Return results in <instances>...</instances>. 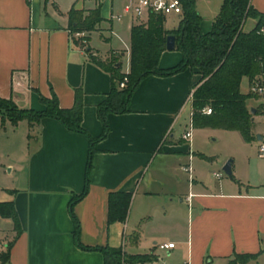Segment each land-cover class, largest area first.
I'll return each instance as SVG.
<instances>
[{"label":"crops","instance_id":"obj_1","mask_svg":"<svg viewBox=\"0 0 264 264\" xmlns=\"http://www.w3.org/2000/svg\"><path fill=\"white\" fill-rule=\"evenodd\" d=\"M135 1L0 0V98L23 110L42 111L40 96L51 98L55 93L60 106L70 109L76 90L82 89L83 126L92 137H99L103 124L97 108L110 93L112 78L97 62L108 64L110 57L119 55L117 66L124 73L123 60L128 58L125 73L130 71L131 29L139 20L126 11ZM251 3L264 13V0ZM97 9L103 19L97 29L74 37L77 23L72 12L87 16ZM255 24L248 20L245 31ZM108 25L112 36L127 39L124 49H113L104 58L91 47L90 36L103 34ZM212 26L202 21L204 33ZM166 28L173 30L167 20ZM181 60L179 51L166 50L159 66L168 69ZM244 80L249 91L243 90ZM197 81L191 70L149 76L134 92L129 112L107 115L110 131L96 146L89 193L75 206L84 246L122 248L125 255L148 256L137 264H230L235 254L259 255L248 264H264V158L259 154L264 134L254 126V141L247 142L241 134L232 138L237 152L220 164L233 156V178L222 181L223 176L218 179L219 173H214V183H198L193 178V147L182 145L192 125V106L189 127L184 122L186 131L180 132ZM241 91H251L247 78ZM254 102L262 106L263 118V99L249 100L248 107L254 108ZM9 126L14 134L26 127L22 136L27 176L20 186L0 187V203L14 202L22 229L18 236L13 220L0 216V264H105L101 252L78 247L69 212L73 196L85 189L88 138L51 118L33 130L26 120L16 126L3 121L6 133ZM178 172L189 174V186L183 187ZM116 192L133 194L130 213L125 223L109 224V196ZM171 232L177 241L164 239ZM160 243H176V249L161 251ZM179 248L184 257L173 259Z\"/></svg>","mask_w":264,"mask_h":264},{"label":"trees","instance_id":"obj_2","mask_svg":"<svg viewBox=\"0 0 264 264\" xmlns=\"http://www.w3.org/2000/svg\"><path fill=\"white\" fill-rule=\"evenodd\" d=\"M184 14L179 26L174 30L166 28L167 18L151 14L145 25H135L130 38V71L123 73L117 62L97 64L111 75L112 89L107 98L99 104L98 116L103 124L99 137H92L84 128V92H75V104L70 109L60 106L55 93L51 98L40 96L45 106L42 111L23 110L12 100L0 98V117L16 126L20 121H28L33 130L45 118L59 121L71 132L85 135L90 142L89 161L86 171L85 189L74 195L69 204V212L75 225V239L78 247L86 251H99L105 264H137L133 257L125 255L122 248H101L84 246L79 240L80 223L75 214V206L89 193L92 159L97 144L109 133L107 120L109 113L129 112L131 98L141 82L149 76L168 77L187 70L198 77L191 99L192 126L195 129L212 128L239 132L247 142L255 140L252 133L254 121L248 101L258 99L252 92L256 84L264 86V13L256 10L251 0H223L220 12L213 22L212 29L204 33L201 28L203 18L197 10V0H182ZM76 21L73 32H93L103 21L100 10L87 16L72 12ZM256 24L245 31L248 20ZM169 36L176 37V50L182 60L174 67L162 69L159 62L166 51ZM127 78L124 88L120 84ZM244 78L249 80L251 92L244 94L241 85ZM211 109L212 114L205 113ZM133 194L116 192L109 196L108 222L127 221ZM0 216L11 219L19 236L22 233L14 202L0 203ZM259 255L235 254L230 264H248Z\"/></svg>","mask_w":264,"mask_h":264},{"label":"rangeland","instance_id":"obj_3","mask_svg":"<svg viewBox=\"0 0 264 264\" xmlns=\"http://www.w3.org/2000/svg\"><path fill=\"white\" fill-rule=\"evenodd\" d=\"M222 2L223 0H197V10L202 15L204 25L207 24V26H210L213 23V21L216 19L215 17L220 11ZM166 18L167 25L169 28H172L174 30L179 26V21L181 20V17L177 18L175 16H172L170 18ZM147 22L148 20H143L138 22L137 24L145 25L147 24ZM109 25L105 27L106 31L103 32V34L95 32L90 36L91 47L94 50L99 51L101 56L104 58H106V56L108 57L113 49H119L122 47L124 49L123 43H126L124 40L127 39L124 38L123 35L121 36L120 34V38L117 36H112L110 33ZM121 38L123 40H121ZM107 39H112V41H108ZM119 59V55L115 57L112 56L108 59V64L118 62ZM123 64V71L125 73L126 69L128 68L129 59L125 58L123 60ZM247 82V80H244V91H249V86ZM253 106L257 110V113L255 115L252 114L253 117L256 116V124L254 123L253 128L254 126L257 127L261 131V133L264 134V119L259 116V114H261L262 106H260L258 102H254ZM190 114L191 105L189 104L183 116V128H181L180 132H183L184 130L186 131L184 122L189 127ZM23 124V126H25L27 123L24 122ZM24 128L21 129L22 131H18L17 134H14V129L9 126L7 128L8 133H6V130L3 127V121L0 118V187L15 188L16 186H20L23 178L27 176V165L25 163L27 162V159L24 156L25 152H27V147L24 145V139L22 136V133H25ZM193 135V152L195 153L193 161V178H195L198 183H200L201 181L206 183H214L215 181L213 179V174L219 173L223 176L222 181L227 180L228 176L223 171V167L228 161H234L233 156H230V158H228L222 165L220 164V162L223 161L225 157L229 155V153L237 152V149L234 147V144L231 140L233 137L241 138L240 133L228 132L220 129L203 128L194 129ZM182 145L186 146L187 143H182ZM254 146L256 148V144ZM33 148L34 144H30V149ZM10 165L12 166L10 167ZM178 176L183 181V187H187V185L189 186V174L178 172ZM168 238H171L173 241H177V239H179L178 236L174 235L173 232L167 233V235H165L164 239ZM126 241L127 235L125 233L122 240V243L124 242V247L127 244ZM127 257H129V255H127ZM131 257H133L135 261L140 260L141 262H144L148 258V256L144 255ZM174 257H179V260L180 258L184 257L180 248L176 252H174L172 258L174 259Z\"/></svg>","mask_w":264,"mask_h":264},{"label":"built area","instance_id":"obj_4","mask_svg":"<svg viewBox=\"0 0 264 264\" xmlns=\"http://www.w3.org/2000/svg\"><path fill=\"white\" fill-rule=\"evenodd\" d=\"M127 13H132L133 16L140 21H145L149 19L151 14L163 15L165 17H182L184 14V6L182 0H136L132 4L127 7ZM121 19L120 17L118 18ZM73 36L76 38H82L83 33L75 32ZM82 44L85 45L86 41L82 39ZM128 82V79L125 78L124 81L120 84V88H124ZM252 92L258 96H260L264 101V86L260 84H256L252 88ZM264 109V107H263ZM205 113L210 115L212 114L211 109H206ZM264 118V116H263ZM183 139L188 144L190 150L193 147V126L191 125L190 129L183 135ZM260 157L264 158V141L260 145L259 148ZM185 172H190V167L182 168ZM215 177L218 179L222 178L221 174H215ZM158 248L161 251H172L176 249L175 243H160L158 244ZM167 264V263H166ZM185 264H189L186 262Z\"/></svg>","mask_w":264,"mask_h":264},{"label":"water","instance_id":"obj_5","mask_svg":"<svg viewBox=\"0 0 264 264\" xmlns=\"http://www.w3.org/2000/svg\"><path fill=\"white\" fill-rule=\"evenodd\" d=\"M166 50H168V51H174V50H176V37L175 36H169L167 38ZM256 113H257V110L255 108H252V114L255 115ZM232 163H233V161L230 160L223 167V171L225 172V174L229 178H233L234 177L233 176Z\"/></svg>","mask_w":264,"mask_h":264}]
</instances>
